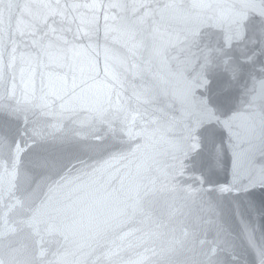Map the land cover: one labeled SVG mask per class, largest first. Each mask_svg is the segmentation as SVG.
<instances>
[{"label":"snow or ice","instance_id":"1","mask_svg":"<svg viewBox=\"0 0 264 264\" xmlns=\"http://www.w3.org/2000/svg\"><path fill=\"white\" fill-rule=\"evenodd\" d=\"M256 151L264 0H0V264H264Z\"/></svg>","mask_w":264,"mask_h":264},{"label":"water","instance_id":"2","mask_svg":"<svg viewBox=\"0 0 264 264\" xmlns=\"http://www.w3.org/2000/svg\"><path fill=\"white\" fill-rule=\"evenodd\" d=\"M20 2H23V0H20ZM162 103H167V99L162 98ZM179 107V105H177V108ZM32 120H34L35 122H37V124L41 127L44 126V124L46 123L45 118H42L39 116V113H37L36 115L31 117ZM255 159L257 161V166L259 167L260 163L264 162V157H261L260 152L256 151L255 152ZM221 179H223V177H221ZM255 199L257 201V203H259V201L261 199H264V194H261L259 191H257L256 195H255ZM198 209L195 206H192L190 209V212L192 214V217L194 218L195 215L198 213ZM259 219V217H258ZM264 222V221H261ZM237 225L234 224V227H236ZM55 250V248L53 247V251ZM246 259L249 261V264H254V257L251 254H247L246 255Z\"/></svg>","mask_w":264,"mask_h":264}]
</instances>
